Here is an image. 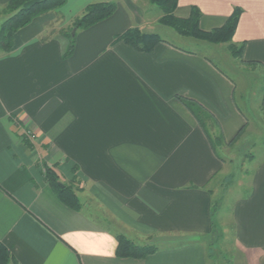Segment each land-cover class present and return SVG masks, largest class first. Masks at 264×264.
<instances>
[{
  "label": "crops",
  "instance_id": "obj_1",
  "mask_svg": "<svg viewBox=\"0 0 264 264\" xmlns=\"http://www.w3.org/2000/svg\"><path fill=\"white\" fill-rule=\"evenodd\" d=\"M11 1L0 0V8ZM103 1L115 2V13L76 31L65 58L63 32ZM193 7L204 31L222 27L235 8L243 11L233 37L244 45L243 59L231 57L226 44L203 46L207 57L169 41L142 52L116 40L152 24L148 0H67L19 29L11 52L0 51V242L10 264H211L202 237L214 230L225 161L181 98L212 115L206 128L224 137L223 148L261 129L250 128L235 81L213 58L264 76V0H179L175 15L188 18ZM46 167L74 187L80 211L57 197ZM244 177L246 193L231 206L234 246L259 264L264 144ZM119 234L139 245L155 241L159 250L120 258ZM174 236L191 241L161 245Z\"/></svg>",
  "mask_w": 264,
  "mask_h": 264
},
{
  "label": "trees",
  "instance_id": "obj_2",
  "mask_svg": "<svg viewBox=\"0 0 264 264\" xmlns=\"http://www.w3.org/2000/svg\"><path fill=\"white\" fill-rule=\"evenodd\" d=\"M178 1L179 0H149L151 5L161 10L163 15L159 23L160 26L165 29L157 28L156 31H143L138 28H132L123 35L117 37L116 40L124 41L139 51L150 52L157 44L168 41L165 36L169 35L165 33V31L170 32L167 29H172L175 31V34H178L184 41H191L194 46H198L197 50L204 56L209 55L210 52H207L206 48L202 49L203 46L215 47L226 44L231 57L243 59L244 45L241 44L237 46L233 43V37L243 12L240 8L234 9L233 13L222 27L211 31H204L200 28L201 12L198 8L193 7L188 18H179L175 15ZM66 3L67 0H12L7 5V9L13 12V14L3 23L0 29V50L5 53L11 52L13 49V36L19 29L27 26L33 19L39 16L60 9ZM116 9L117 4L111 1L89 4L84 10V13L74 20L71 26L72 28L69 31L63 32V35L69 41V46L64 57L67 58L71 56L74 51L76 31L86 30L110 18L115 13ZM160 32H163L164 34H162L165 36H162ZM209 57L212 58L211 56ZM181 101L205 130L213 148L216 150L217 144H223L225 140L222 135H218L215 138L209 135L206 128V119L212 118V115L193 100L181 98ZM27 144L30 147L32 146L30 142ZM45 171V177L48 183L61 202L73 210L80 211L82 209V204L73 188L68 185H63L60 182L59 176L51 168L46 167ZM187 240L191 241L190 239H185L179 240L177 243ZM117 242L116 254L120 258L144 259L159 250V247L155 244L139 245L122 234L117 236ZM12 259L9 249L0 242V264H10Z\"/></svg>",
  "mask_w": 264,
  "mask_h": 264
},
{
  "label": "rangeland",
  "instance_id": "obj_3",
  "mask_svg": "<svg viewBox=\"0 0 264 264\" xmlns=\"http://www.w3.org/2000/svg\"><path fill=\"white\" fill-rule=\"evenodd\" d=\"M140 2L142 3L143 0H140ZM151 6L152 11L149 19H151L152 24L147 25L146 27H144V29L143 27H137L139 30H149L150 26L151 31H153V26L156 29L164 28L160 26L159 23V20L163 15L161 10L156 6ZM12 14L13 12H10L7 9V6L0 8V29L3 23ZM158 16H160V18L158 22H156ZM71 28L72 27H67L66 30L69 31ZM167 30L172 32V34H175V31L172 29ZM162 33L163 32H160L162 36H165L163 35L164 33ZM165 37L168 41L180 45L181 47L188 49H198V46H194L191 41H184V39H182L181 37H178V39L173 36ZM214 61L225 70V73H227V75H229L235 81L237 85V101L241 110H243L244 113H246L250 118V128H254V131L255 129H257V127H261V129H258L254 134L247 133L240 140V142L234 143L231 146L225 145V147L223 148L222 146L217 144V149L225 161V172L220 177L219 181L216 180V182H220V186L217 189L215 197L214 230L211 234L202 237V239L203 243L207 247V251L211 253V255H209V257L211 258V264H249L248 260L243 255H241L234 246L232 231L233 228L231 224V206L239 195L242 196L246 193L245 190L247 189V186L243 185V183L241 182L243 180H246V177H244L245 173L249 171V162L257 153L258 147H262L264 144V119L262 117L264 76L252 71V69L250 68H241L238 62L236 64L239 66V68L238 70H234L233 68L231 69L228 66H225L215 58ZM247 101L251 103L250 109L246 104ZM62 184L68 185L64 183ZM68 186H71L74 190V187L71 184ZM169 238L170 239L163 238L162 240H160V242H163L161 245L170 246L171 244L177 243L179 240H181L182 237L174 236ZM175 238L179 240H177V242L172 241ZM154 242L155 241L151 240L149 243H153L157 246L159 245L158 243ZM259 264H264V258Z\"/></svg>",
  "mask_w": 264,
  "mask_h": 264
},
{
  "label": "built area",
  "instance_id": "obj_4",
  "mask_svg": "<svg viewBox=\"0 0 264 264\" xmlns=\"http://www.w3.org/2000/svg\"><path fill=\"white\" fill-rule=\"evenodd\" d=\"M28 137L31 139L32 138V136H31V134L30 133H28Z\"/></svg>",
  "mask_w": 264,
  "mask_h": 264
}]
</instances>
